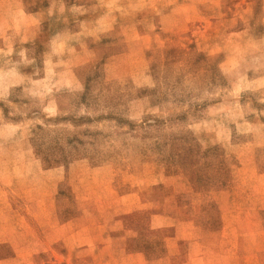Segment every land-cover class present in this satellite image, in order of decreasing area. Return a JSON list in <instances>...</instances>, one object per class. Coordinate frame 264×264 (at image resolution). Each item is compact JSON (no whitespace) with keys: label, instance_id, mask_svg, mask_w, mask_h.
<instances>
[{"label":"rangeland","instance_id":"1","mask_svg":"<svg viewBox=\"0 0 264 264\" xmlns=\"http://www.w3.org/2000/svg\"><path fill=\"white\" fill-rule=\"evenodd\" d=\"M0 264H264V0H0Z\"/></svg>","mask_w":264,"mask_h":264}]
</instances>
